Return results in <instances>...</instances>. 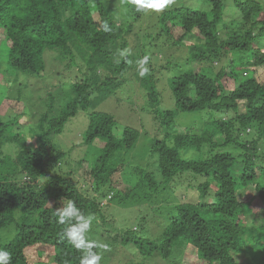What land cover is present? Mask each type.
<instances>
[{
  "label": "trees",
  "instance_id": "1",
  "mask_svg": "<svg viewBox=\"0 0 264 264\" xmlns=\"http://www.w3.org/2000/svg\"><path fill=\"white\" fill-rule=\"evenodd\" d=\"M128 8L129 22L124 14L120 20L105 0H0V33L7 45L0 50V83L3 88V82L10 84L19 100H26L23 112L7 121L0 104V167L5 172L0 175V232L12 224L17 230L0 249L11 254L10 264H80L82 253L60 239L64 225L57 223L55 209L72 200L84 214H99L104 232L112 224L104 209L114 205L122 212L139 193L146 194L145 200L149 194L148 203L161 200L158 194L170 199L176 183L190 179L186 185L200 201L167 205L171 210L163 213L169 224L159 239L136 235L140 224L139 231L122 227L117 240L145 254L159 251L165 259L181 250L196 264H264V0H172L155 13L152 33L136 25L152 12ZM105 25L111 30L105 31ZM171 37L169 48H185L187 55L184 65L169 74L180 60L165 61L159 54ZM125 48L130 55L120 57L118 50ZM52 53L78 76L48 93L52 103H42L47 110L38 122L29 120L35 129L30 144L26 133L15 128L34 115L28 80L42 77L46 55ZM144 56L149 71L140 77L136 61ZM215 62H221L218 70ZM129 73L147 95L148 109L141 110L156 124L145 168L128 164L127 155L143 133L150 136L147 128L125 126L118 137L115 116L99 110L112 99L122 103ZM160 77L173 90L172 109L163 110ZM7 99L13 101L10 94ZM81 111L89 119L85 144L102 145L98 157L78 162L84 173L67 167V153L56 140ZM196 116L202 121L179 124ZM8 144L20 148L16 157L4 154ZM118 185L124 189L116 192ZM17 210L24 215L20 221ZM144 211L153 210L148 205ZM143 219L152 226L153 216Z\"/></svg>",
  "mask_w": 264,
  "mask_h": 264
},
{
  "label": "rangeland",
  "instance_id": "2",
  "mask_svg": "<svg viewBox=\"0 0 264 264\" xmlns=\"http://www.w3.org/2000/svg\"><path fill=\"white\" fill-rule=\"evenodd\" d=\"M108 4L112 3L116 10L117 17L121 20V17L124 16V19L129 22V17L127 15V10H129V4L127 0H105ZM112 1V2H111ZM125 2V3H124ZM127 4V5H122ZM152 12V11H151ZM157 15H155V12H152L150 14L147 12L141 19H138L136 21L137 29H142L145 33H152L155 31V26L157 25ZM229 18V16H228ZM180 33H183L182 28H178ZM157 32H158V26H157ZM173 38L171 37V42L167 41L165 43L166 51L161 52V56L159 54V58L165 61H171V60H180L177 61L176 64H173L171 66V69L169 71V74L171 73V70L182 67L184 63L182 61L185 60L187 55V50L185 48H169L174 46L172 42ZM193 41V39L185 40V44ZM1 49H7L6 41H5V34L0 33V50ZM195 69H196V65ZM216 70L220 68L221 62H215ZM9 78H13L12 73H6ZM72 74V75H71ZM77 75V72L75 69H72V71H66L65 66H63V63L59 61L57 54L52 53L50 55H46V68L45 71L42 73V77L39 76H31L29 77L28 82L30 83L31 90L29 93V97H34L36 100L33 105L31 106L34 111V115L31 116H25L24 122L25 125H20L19 127L15 128V131L17 133L24 132L26 133V138L28 139V142L31 144L32 138L30 135L31 133L35 132V129L32 128V123L30 121L38 122L40 119V115L47 110V107L42 103L48 102V104L52 103V100H46L47 95L50 91L55 90V86L57 84H63L64 82L67 83L69 79L75 78ZM132 78V75L129 73V78L126 85V92L124 91V95L122 97V103H118L115 99H112L110 101L103 102L99 106V110L101 112H104L106 114L114 115L116 120L119 123L118 128L115 129L116 136H121L123 134L125 126H132L139 131L144 129V126L147 128L148 135L141 136L140 141L136 143V147L133 151L128 153V164L131 165H138L142 166L143 168L146 167V164L149 162V156H147V152L150 151V148L152 146L151 140L155 137L157 131H156V124L152 120V116L146 114V112H143L141 109L142 107L145 109H148L147 106V95L145 93V90H143L137 83H134L130 80ZM161 84L159 83V92L162 99V106L163 110L172 109L175 104V96L173 93L172 88L170 85H168L166 78H161ZM4 87L0 83V104L3 106L2 112V118L4 121L10 120L15 116L16 112L22 113L23 107L21 104L25 102V99H22L21 101L18 98V93H16V88L10 89L11 85L3 82ZM233 84V83H231ZM230 84V86H232ZM64 89L68 90V86L63 87ZM8 94H10V98L13 101H10L7 99ZM45 100V101H44ZM61 104L60 97L58 98L57 103L55 104V107H58ZM33 118V120H32ZM202 121V118L200 116L192 117V118H185L182 121L179 122L180 125L183 126H191L193 125L195 120ZM30 120V121H29ZM89 126V119L86 112H80L77 114L73 120L68 123L66 126V130L64 134L58 139L61 148L67 153V167L73 166L71 170L79 169L78 172L84 173L85 170L80 168L78 166V162L88 159L89 157H98L101 153L102 145L99 141H96L92 145H87L84 142V134L87 131V128ZM158 136V134H157ZM162 136V134H160ZM33 142V141H32ZM3 152L6 155L14 156L16 157L19 152L20 148L18 146L8 144L3 147ZM149 155V154H148ZM68 169V168H67ZM70 170V169H69ZM1 173H5L3 168L0 167V175ZM21 177H19L20 179ZM23 182H25L26 178L20 179ZM190 180V179H189ZM189 180H185L184 183H176L177 189L175 192V196L169 199L168 196L160 197L158 194L157 198H162L161 200L158 199V201H155L154 203H148L149 202V194L148 198L145 200L142 193L138 196H136L134 199H132L131 206L128 209H123L122 212L120 211V207H115L113 205L112 208L106 210L104 209V213L108 219V221L112 224L110 226H107L106 228L108 230L101 231V216L98 214L95 216V219L93 221L92 227L88 233V236L90 239L98 241L101 244L108 245L107 249L100 248L99 254L103 257L101 260V264H174L178 263L181 264L182 260L185 259V253L184 251L177 250L173 252L172 256L170 258H164L162 253H156L153 254H147L143 253L141 249H137L135 245L132 244H122L121 238L117 240L116 235L117 232L121 233L122 227L125 229L133 230L134 227L136 231L138 230V226L140 229V224L142 225L141 230L139 233H136V235L141 234L144 232V236L148 233L150 237L156 238L154 240L159 239V233H163L164 227L169 224V219L167 218V214L164 215L163 212H167L168 209L166 208L167 205L169 206H175L176 204H179L180 202H193L198 201L197 194L193 191V189H190L187 183H189ZM196 181V180H195ZM123 185H118L114 189V191L118 192V189H122ZM124 189V188H123ZM108 186L106 189H103L102 192H107ZM107 194V193H106ZM154 199V200H156ZM163 200V201H162ZM135 201V202H134ZM200 201V200H199ZM108 200H103V205L107 204ZM134 202V203H133ZM133 203V204H132ZM149 205V209L153 211H144L145 206ZM165 208V210H164ZM155 212V213H154ZM153 216L154 221L151 224L152 226H149L147 224V221L145 222L144 217H151ZM24 215L20 210L16 211V218L18 221L22 220ZM100 223V225L96 224ZM138 225V226H136ZM17 230L15 228V225L12 224L8 226L7 228L3 229L0 232V245H4L11 241L16 236ZM45 254L43 253L42 256ZM198 260V259H196ZM187 264H196L194 259H192V256H187L186 260ZM200 263V261L198 260Z\"/></svg>",
  "mask_w": 264,
  "mask_h": 264
},
{
  "label": "clouds",
  "instance_id": "3",
  "mask_svg": "<svg viewBox=\"0 0 264 264\" xmlns=\"http://www.w3.org/2000/svg\"><path fill=\"white\" fill-rule=\"evenodd\" d=\"M128 4L135 7L137 12L150 10L155 13L163 12L172 0H127ZM111 29L105 25V31ZM119 56L126 58L130 55V49H119ZM148 56H144L136 61L140 77H144L149 69L147 67ZM130 63V61H129ZM57 223L64 225L63 231L59 234L62 241L66 240L70 245L79 250L82 254L80 264H101L103 257L94 249H107L108 245L88 237V233L95 219L94 214H84L76 203L68 200L62 207L54 210ZM11 254L0 249V264H10Z\"/></svg>",
  "mask_w": 264,
  "mask_h": 264
}]
</instances>
